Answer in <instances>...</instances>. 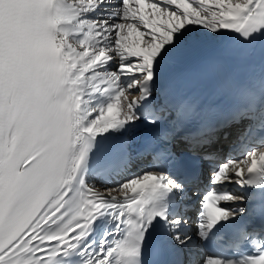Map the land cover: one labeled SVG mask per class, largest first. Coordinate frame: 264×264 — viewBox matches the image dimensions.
Returning a JSON list of instances; mask_svg holds the SVG:
<instances>
[{
  "label": "snow or ice",
  "instance_id": "snow-or-ice-1",
  "mask_svg": "<svg viewBox=\"0 0 264 264\" xmlns=\"http://www.w3.org/2000/svg\"><path fill=\"white\" fill-rule=\"evenodd\" d=\"M257 43L264 0H0V264H264V225L219 203L264 189V135L241 150L245 125L202 196L197 172L172 167L177 140L207 161L234 124L264 130V72L224 80L223 104L173 79L209 49L242 59ZM197 196L193 234L182 208Z\"/></svg>",
  "mask_w": 264,
  "mask_h": 264
},
{
  "label": "bare ground",
  "instance_id": "bare-ground-1",
  "mask_svg": "<svg viewBox=\"0 0 264 264\" xmlns=\"http://www.w3.org/2000/svg\"><path fill=\"white\" fill-rule=\"evenodd\" d=\"M262 48L261 44L257 43V45L255 46V49H260ZM252 50V51H253ZM253 53V52H252ZM251 53V54H252ZM225 55H227V53L225 52H220L218 50H215V49H209L207 50L206 52L204 53H201L200 56H198L197 58H195L194 60H192L190 63L182 66L181 68H178L176 69L174 72H173V75L174 74H177L183 70H190L191 72L194 71V68L196 65H201V63L205 60H208V59H212V58H216V59H220L222 57H224ZM254 61H249L248 63H253ZM256 65V63H255ZM247 69H249V67H246L244 68L243 72L245 73L247 71ZM139 93H132L130 96H129V99H132V98H135L136 96H138ZM243 121L241 123H238V124H234L233 127L231 129H226V131L229 132V137L227 140H224L223 139V135L221 133V140L218 144H215L213 145V148L210 149L209 151H215L216 153H218V155L214 156L211 160H209L208 162H206V165H204V167L206 169H209L206 171H204V169L200 170V173H199V182L197 184H195V186H189L188 190H189V195H191V191H192V188L193 187H198L200 189V192L203 190V185H206V186H209L210 189L212 190V186H211V183H210V177H211V164H214V163H217V162H220V159L221 157L224 159L226 157V155L229 153V155H236L238 153H235L231 150V146L233 145L234 142H237V141H234V142H230L229 145H228V141L231 140V135L237 131H240V132H243ZM125 136H127L131 142L133 143V132H130L128 131L127 133L124 134ZM241 140V139H240ZM249 142H252V140L249 138L247 143L245 145H242L240 146L241 147V150L243 147H247L248 143ZM131 143V144H132ZM137 142H134V144H136ZM132 150H133V147L131 146ZM226 149V151H225ZM134 151V150H133ZM139 161H143L145 162L144 166H147L148 163H149V159H141ZM135 168V167H133ZM142 168V167H140ZM139 168H135L133 169V171H136L138 170ZM229 190L231 191H234V194L239 196L241 193L240 189L236 186V185H228L227 186ZM99 190H104L102 186L99 187ZM114 195L117 194L119 195L120 193H113ZM202 196V195H201ZM201 196H197L195 197L194 199H191V200H188V201H184L183 204H184V208H182V211H185L186 212V215L190 218L191 220V223L189 224V228L190 230L193 232V234H195V231H196V228H195V225H196V221H194V215L192 213L195 212V208L197 207L196 206V201L201 197ZM221 203L223 204V206H227L229 208H232V207H244L245 208V203H241L239 202L238 200L236 201H221ZM198 247L202 248L201 247V244L198 245Z\"/></svg>",
  "mask_w": 264,
  "mask_h": 264
},
{
  "label": "rangeland",
  "instance_id": "rangeland-1",
  "mask_svg": "<svg viewBox=\"0 0 264 264\" xmlns=\"http://www.w3.org/2000/svg\"><path fill=\"white\" fill-rule=\"evenodd\" d=\"M231 139H233V135L231 136ZM231 141H232V140H229L228 142H231ZM228 145H229V143H228ZM223 162H224V161H223ZM199 200H200V198L196 201V206L198 205ZM198 210H199V208H195V213H197ZM196 218H197V215H194V221H196Z\"/></svg>",
  "mask_w": 264,
  "mask_h": 264
}]
</instances>
